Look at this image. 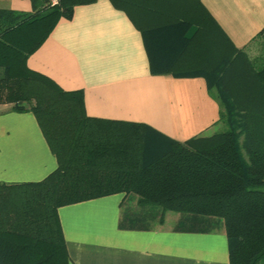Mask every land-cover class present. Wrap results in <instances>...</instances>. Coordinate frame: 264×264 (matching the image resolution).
Wrapping results in <instances>:
<instances>
[{"label":"trees","instance_id":"1","mask_svg":"<svg viewBox=\"0 0 264 264\" xmlns=\"http://www.w3.org/2000/svg\"><path fill=\"white\" fill-rule=\"evenodd\" d=\"M97 1L32 0L31 13L0 9V105L32 112L58 159L42 181L0 183V264H70L59 209L116 194L137 197L163 219L171 212L202 221L204 230L215 225L204 219L219 221L230 264H264V65L256 67L209 18L218 31H182L187 44L164 66L173 46L151 49L155 31L140 18L159 12L157 4L110 0L142 31L153 75L206 79L225 129L180 143L145 124L89 117L82 91H64L27 62L60 19ZM187 54L198 61L193 70L181 65Z\"/></svg>","mask_w":264,"mask_h":264},{"label":"crops","instance_id":"2","mask_svg":"<svg viewBox=\"0 0 264 264\" xmlns=\"http://www.w3.org/2000/svg\"><path fill=\"white\" fill-rule=\"evenodd\" d=\"M153 1L160 11L140 18L155 31L147 38L151 49L166 53L173 46L164 66L187 44L182 31H218L211 18L236 48L264 65V0ZM0 9L31 13L33 4L0 0ZM145 40L126 12L98 0L77 6L72 19H60L27 64L64 91H82L89 117L145 124L180 143L216 134L220 105L206 79L153 75ZM185 59L186 69L199 65L195 56ZM57 168L35 115L1 104L0 183L39 182ZM155 210L125 194L60 208L70 264H230L223 223L206 218L215 225L204 230L202 221L176 214L170 222L169 213L163 219Z\"/></svg>","mask_w":264,"mask_h":264},{"label":"rangeland","instance_id":"3","mask_svg":"<svg viewBox=\"0 0 264 264\" xmlns=\"http://www.w3.org/2000/svg\"><path fill=\"white\" fill-rule=\"evenodd\" d=\"M256 67H258L259 68V65H257L256 64ZM225 129V125L222 123V124H218V128H217V130H216V133H218V132H221V131H223ZM121 196V195H120ZM159 210L158 209H156L155 210V213H157ZM169 220H170V222H174V220H175V217H176V213H169ZM155 222L154 221H149L148 222V224H150V225H153Z\"/></svg>","mask_w":264,"mask_h":264},{"label":"built area","instance_id":"4","mask_svg":"<svg viewBox=\"0 0 264 264\" xmlns=\"http://www.w3.org/2000/svg\"><path fill=\"white\" fill-rule=\"evenodd\" d=\"M51 5L55 6L59 4V0H50Z\"/></svg>","mask_w":264,"mask_h":264}]
</instances>
